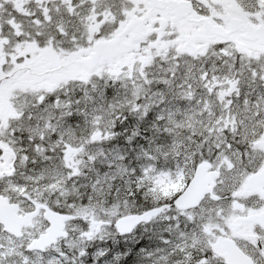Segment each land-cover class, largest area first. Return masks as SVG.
Returning a JSON list of instances; mask_svg holds the SVG:
<instances>
[{
  "label": "snow or ice",
  "instance_id": "6c2138e0",
  "mask_svg": "<svg viewBox=\"0 0 264 264\" xmlns=\"http://www.w3.org/2000/svg\"><path fill=\"white\" fill-rule=\"evenodd\" d=\"M129 256L264 264V0H0V264Z\"/></svg>",
  "mask_w": 264,
  "mask_h": 264
},
{
  "label": "trees",
  "instance_id": "16d2710c",
  "mask_svg": "<svg viewBox=\"0 0 264 264\" xmlns=\"http://www.w3.org/2000/svg\"><path fill=\"white\" fill-rule=\"evenodd\" d=\"M140 235L143 236L142 239H139V242L136 244H131V242L129 243H125L124 240H120L119 244H113L112 241L108 242V246L112 248V253L115 254L116 252L119 251H128L129 248H134L136 253H139V249L144 247V248H150V243L151 241H149L148 236H150L151 234H143L142 231L139 232ZM131 259L132 257L129 256L128 258H126L122 264H131ZM137 261H139V256L136 257Z\"/></svg>",
  "mask_w": 264,
  "mask_h": 264
},
{
  "label": "rangeland",
  "instance_id": "374dc122",
  "mask_svg": "<svg viewBox=\"0 0 264 264\" xmlns=\"http://www.w3.org/2000/svg\"><path fill=\"white\" fill-rule=\"evenodd\" d=\"M142 231V230H140ZM157 244V241H155L154 239H152V242L150 243V248H154Z\"/></svg>",
  "mask_w": 264,
  "mask_h": 264
},
{
  "label": "bare ground",
  "instance_id": "6f19581e",
  "mask_svg": "<svg viewBox=\"0 0 264 264\" xmlns=\"http://www.w3.org/2000/svg\"><path fill=\"white\" fill-rule=\"evenodd\" d=\"M148 240L152 242V239H148Z\"/></svg>",
  "mask_w": 264,
  "mask_h": 264
}]
</instances>
